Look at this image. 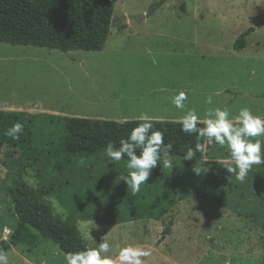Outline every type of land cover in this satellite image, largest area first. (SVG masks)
<instances>
[{"label":"rangeland","instance_id":"rangeland-1","mask_svg":"<svg viewBox=\"0 0 264 264\" xmlns=\"http://www.w3.org/2000/svg\"><path fill=\"white\" fill-rule=\"evenodd\" d=\"M1 1L28 24L72 30H88L104 18L155 12L112 27L100 51L65 53L0 42V111L117 122L140 121L145 113L181 121L189 110L203 118L216 107L233 118L243 107L264 116V0ZM131 23L138 36L128 29ZM252 27L246 46L235 49ZM181 91L188 96L183 110L172 103ZM209 96L212 104L206 103ZM212 143L207 141V148ZM3 159L0 151V240L10 237L16 222ZM181 195L161 219L119 225L79 219L78 226L96 247L105 237L113 258L120 247L133 244L151 250L145 264H264V232L257 223L202 195ZM44 200L68 213L57 198ZM6 255L9 264H67L60 247L42 235L36 246L13 247Z\"/></svg>","mask_w":264,"mask_h":264},{"label":"trees","instance_id":"trees-1","mask_svg":"<svg viewBox=\"0 0 264 264\" xmlns=\"http://www.w3.org/2000/svg\"><path fill=\"white\" fill-rule=\"evenodd\" d=\"M161 1L156 3V8ZM111 24L112 20L104 18L88 30L31 25L0 0V42L12 45L58 49L65 53L100 51L105 47ZM253 30L250 28L238 38L235 49L246 46V35ZM17 121L24 125V131L18 139H13L6 131ZM152 122L155 130L165 133V143L173 144L169 155L173 166L163 167L158 163V170H151L140 192L133 193L120 179L129 174L127 158L112 162L106 149L109 144L119 147L120 139L127 138L141 121L1 110L0 151H4L3 163L10 170L7 190L16 222L10 237L0 240V251L6 254L13 247L36 246L40 235L54 241L65 254L96 247L81 232L79 219L111 225L161 219L176 204L180 193L181 198L202 195L257 223L264 232V164L253 165L241 182L235 173L227 170L235 167L227 146L221 147L213 141L212 149L207 148L206 138L181 131V121ZM197 143L203 145V151L197 152L193 160H185L188 147L195 149ZM195 169L201 173L197 174ZM29 177H34V182ZM46 196L57 198L68 213H58L44 200ZM170 230L167 227L164 232Z\"/></svg>","mask_w":264,"mask_h":264},{"label":"clouds","instance_id":"clouds-1","mask_svg":"<svg viewBox=\"0 0 264 264\" xmlns=\"http://www.w3.org/2000/svg\"><path fill=\"white\" fill-rule=\"evenodd\" d=\"M187 98V93L181 91L173 97L172 103L183 110ZM206 103H213L212 96L207 97ZM139 120L141 123L131 130L127 138L120 139L119 147L109 144L106 149V155L112 162L127 158L129 174L120 179L133 193L140 192L158 163L163 167L173 166L169 158L173 144L165 143V133L154 129L153 118L147 113L142 114ZM181 125V131L188 135L195 134L198 138H206L209 143L214 141L221 147L227 146L235 162V167H227V170L235 173L236 179L241 182L245 181L253 165L264 162V139H261L264 137V116L254 114L250 108H241L234 118L226 108L209 109L203 118L195 110H189L181 118ZM23 131L24 125L17 121L6 131V135L18 139ZM202 151L203 145L197 143L195 149L188 147L184 159L193 160L196 153ZM195 172L201 173L199 169H195ZM110 251L111 244L102 237L97 247L69 252L65 260L67 264H145V258L152 255L151 250L133 244L120 247L116 258L109 255ZM0 264H9L3 251H0Z\"/></svg>","mask_w":264,"mask_h":264},{"label":"water","instance_id":"water-1","mask_svg":"<svg viewBox=\"0 0 264 264\" xmlns=\"http://www.w3.org/2000/svg\"><path fill=\"white\" fill-rule=\"evenodd\" d=\"M154 12H155V10L152 8L149 12L144 13V14L124 16V17H122V18H120L118 20L112 21L111 26L115 27L116 25H118L119 23H121V22H123L125 20H134V21H137V22H141L144 19L149 18Z\"/></svg>","mask_w":264,"mask_h":264},{"label":"crops","instance_id":"crops-1","mask_svg":"<svg viewBox=\"0 0 264 264\" xmlns=\"http://www.w3.org/2000/svg\"><path fill=\"white\" fill-rule=\"evenodd\" d=\"M132 21H134V20H132ZM135 25H132V23L129 25V27H128V29L130 30H132V28H134L133 30L136 32V35L138 36L139 35V30L138 29H136V27H134ZM106 45V44H105ZM242 50V49H241ZM153 121H165L163 118H159V117H155V118H153ZM177 122V121H176ZM146 260V259H145Z\"/></svg>","mask_w":264,"mask_h":264}]
</instances>
